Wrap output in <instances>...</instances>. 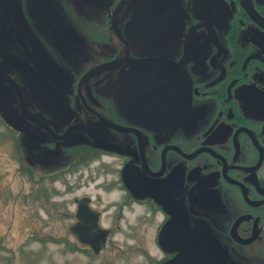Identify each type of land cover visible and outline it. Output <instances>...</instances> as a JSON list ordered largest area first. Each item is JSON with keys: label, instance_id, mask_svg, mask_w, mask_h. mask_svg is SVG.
<instances>
[{"label": "flooded vegetation", "instance_id": "flooded-vegetation-1", "mask_svg": "<svg viewBox=\"0 0 264 264\" xmlns=\"http://www.w3.org/2000/svg\"><path fill=\"white\" fill-rule=\"evenodd\" d=\"M0 90L23 170L89 188L70 228L264 264V0H0Z\"/></svg>", "mask_w": 264, "mask_h": 264}, {"label": "rangeland", "instance_id": "rangeland-1", "mask_svg": "<svg viewBox=\"0 0 264 264\" xmlns=\"http://www.w3.org/2000/svg\"><path fill=\"white\" fill-rule=\"evenodd\" d=\"M9 131L0 120V264H148L161 256L152 229L113 234L99 255L76 249L73 198L89 188L34 180Z\"/></svg>", "mask_w": 264, "mask_h": 264}, {"label": "water", "instance_id": "water-1", "mask_svg": "<svg viewBox=\"0 0 264 264\" xmlns=\"http://www.w3.org/2000/svg\"><path fill=\"white\" fill-rule=\"evenodd\" d=\"M0 103L6 104V98L2 99L0 97ZM7 116H9L10 123L17 126L14 114L10 113ZM83 215L82 211H77L76 218L78 221L72 227V232L80 243L92 247L96 253H99L105 247L106 233L95 234L91 232L89 227L84 229L81 224ZM172 222L170 223L174 224ZM170 230L171 228L165 229L160 234L161 243L166 247H173L169 243L178 242L183 244L184 247L168 264H235L228 251L212 233L195 229L187 234L182 233L179 236L172 237Z\"/></svg>", "mask_w": 264, "mask_h": 264}, {"label": "trees", "instance_id": "trees-1", "mask_svg": "<svg viewBox=\"0 0 264 264\" xmlns=\"http://www.w3.org/2000/svg\"><path fill=\"white\" fill-rule=\"evenodd\" d=\"M75 248H76V249H80L79 246H78L77 244L75 245Z\"/></svg>", "mask_w": 264, "mask_h": 264}]
</instances>
